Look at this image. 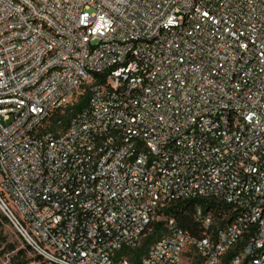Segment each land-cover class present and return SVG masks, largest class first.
<instances>
[{
    "label": "built area",
    "instance_id": "1",
    "mask_svg": "<svg viewBox=\"0 0 264 264\" xmlns=\"http://www.w3.org/2000/svg\"><path fill=\"white\" fill-rule=\"evenodd\" d=\"M190 199L237 214L192 236ZM0 209L33 264H130L157 224L142 264H264V0H0Z\"/></svg>",
    "mask_w": 264,
    "mask_h": 264
},
{
    "label": "trees",
    "instance_id": "2",
    "mask_svg": "<svg viewBox=\"0 0 264 264\" xmlns=\"http://www.w3.org/2000/svg\"><path fill=\"white\" fill-rule=\"evenodd\" d=\"M90 93L87 88L83 89L82 94L72 104L66 108L56 111L50 118L48 130L56 133L60 129H65L70 120L78 113L88 108ZM200 207L203 216H197V208ZM166 215L176 218L181 229L192 236L204 238L207 235L216 237L217 232L222 230L230 224L237 214V210L232 205L216 203L210 200L190 199L178 201L164 209ZM212 218L213 224L210 228L204 227V219ZM5 216L0 217V231H2L4 224L8 223ZM164 229L161 224L154 225L143 235L140 244L134 249H123L115 255V259H127L130 264H142L150 248L162 237ZM0 249L4 245L2 254H13L12 264H31L38 261H43L42 258L36 255L33 250L25 244L24 249H19L14 243H10L6 238L0 236ZM237 250L230 252L222 264H227L230 258ZM30 252L35 254V258H29ZM188 257L194 262L193 255ZM195 264V262L193 263Z\"/></svg>",
    "mask_w": 264,
    "mask_h": 264
},
{
    "label": "rangeland",
    "instance_id": "3",
    "mask_svg": "<svg viewBox=\"0 0 264 264\" xmlns=\"http://www.w3.org/2000/svg\"><path fill=\"white\" fill-rule=\"evenodd\" d=\"M1 216H5V214L0 209V217ZM0 236L1 238H6L8 242L16 244V246L18 247V250L25 248V244H26L25 241L17 233L15 228L12 225H10L9 222L4 224L2 231H0ZM3 248H4V245H2V248L0 249V264H12L13 254H2L1 251L3 250ZM28 257L35 258V254L33 252H30ZM187 258L185 259V264H191L192 261L188 260Z\"/></svg>",
    "mask_w": 264,
    "mask_h": 264
}]
</instances>
